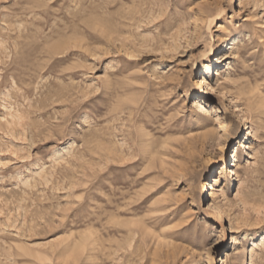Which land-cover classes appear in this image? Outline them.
<instances>
[{"label":"rangeland","instance_id":"rangeland-1","mask_svg":"<svg viewBox=\"0 0 264 264\" xmlns=\"http://www.w3.org/2000/svg\"><path fill=\"white\" fill-rule=\"evenodd\" d=\"M251 261L264 0H0V264Z\"/></svg>","mask_w":264,"mask_h":264},{"label":"bare ground","instance_id":"bare-ground-1","mask_svg":"<svg viewBox=\"0 0 264 264\" xmlns=\"http://www.w3.org/2000/svg\"><path fill=\"white\" fill-rule=\"evenodd\" d=\"M254 1H257L259 3V0H254ZM223 46H221L223 49L224 48H228V47L232 48V47L236 46V38L232 39L231 43L227 47H223ZM223 58H224V56H222L221 53H219V55L214 58L216 60L215 61H214V59L212 60V62H211L212 65L211 66L208 65L203 70V75L200 77V80L198 82L199 88L201 87V89H202V88L206 87L209 92H216V94L218 96L217 100H218L219 103H222L224 101V99L226 98L227 94L231 93V91L226 90V88H224V87H214V86H212V84L210 83L208 78H209V71H210V73L215 74L214 69L219 67L221 64H223ZM249 94H252V92H249ZM232 95L236 99L237 98L239 99V97L244 95V93L242 92V89L236 88V92H234ZM250 99H252V98L248 97L249 101H250ZM240 100H241V98H240ZM209 103L210 102H206L204 97L198 96V97L195 98V105H197L201 111L208 112V109H206V105L209 106ZM211 106H212L213 109L215 108L214 105H211ZM255 135H256V132L255 131H251V133L249 135L250 137L248 138V140L252 139V138H255ZM230 157L233 158V161L235 160V154H232ZM230 157L228 159H230ZM228 159H225L222 163L225 164V165H227V164L229 165ZM230 166L231 167H235L236 164H231ZM226 172H227V178L231 177L233 175H236V171H234L231 168H227ZM206 187L204 188V194L208 196V194H209L208 191H209L210 188L208 187V189H206ZM210 211H211V214H210L211 216L218 215V216L222 217L221 216L222 209L220 208L219 204H217L214 200L210 204ZM251 264H253L252 261H251Z\"/></svg>","mask_w":264,"mask_h":264}]
</instances>
